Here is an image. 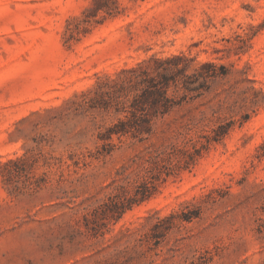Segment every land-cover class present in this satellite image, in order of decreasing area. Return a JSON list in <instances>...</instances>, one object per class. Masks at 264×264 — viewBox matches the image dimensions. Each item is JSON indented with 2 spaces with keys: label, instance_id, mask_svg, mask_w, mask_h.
I'll list each match as a JSON object with an SVG mask.
<instances>
[{
  "label": "rangeland",
  "instance_id": "374dc122",
  "mask_svg": "<svg viewBox=\"0 0 264 264\" xmlns=\"http://www.w3.org/2000/svg\"><path fill=\"white\" fill-rule=\"evenodd\" d=\"M119 2L0 0V264H264V0ZM179 54L226 74L106 153L87 98Z\"/></svg>",
  "mask_w": 264,
  "mask_h": 264
},
{
  "label": "trees",
  "instance_id": "16d2710c",
  "mask_svg": "<svg viewBox=\"0 0 264 264\" xmlns=\"http://www.w3.org/2000/svg\"><path fill=\"white\" fill-rule=\"evenodd\" d=\"M122 11L119 0H92L83 12L82 23L101 24ZM190 61L183 54L166 58L151 56L97 85L85 101L88 108L117 115L115 122L98 135L105 142L102 149L106 153L113 147L110 141L114 136L118 139L130 136L138 141L148 139L157 121L187 99L205 93L211 79L226 74L224 66H219L217 72L216 65L208 62L188 73ZM155 180L150 177L142 184L148 190ZM112 205L114 208L107 209L109 212L123 208L122 201L112 200Z\"/></svg>",
  "mask_w": 264,
  "mask_h": 264
}]
</instances>
